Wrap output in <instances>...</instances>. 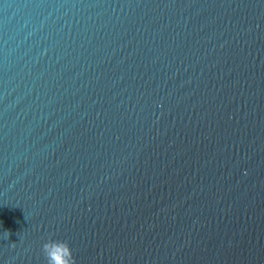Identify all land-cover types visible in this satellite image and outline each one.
<instances>
[{"label": "water", "instance_id": "1", "mask_svg": "<svg viewBox=\"0 0 264 264\" xmlns=\"http://www.w3.org/2000/svg\"><path fill=\"white\" fill-rule=\"evenodd\" d=\"M264 264V0H0V264Z\"/></svg>", "mask_w": 264, "mask_h": 264}, {"label": "clouds", "instance_id": "2", "mask_svg": "<svg viewBox=\"0 0 264 264\" xmlns=\"http://www.w3.org/2000/svg\"><path fill=\"white\" fill-rule=\"evenodd\" d=\"M41 252L46 264H76V258L67 241L49 238L43 243Z\"/></svg>", "mask_w": 264, "mask_h": 264}]
</instances>
